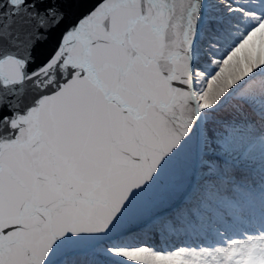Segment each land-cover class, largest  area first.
<instances>
[{
    "label": "water",
    "instance_id": "1",
    "mask_svg": "<svg viewBox=\"0 0 264 264\" xmlns=\"http://www.w3.org/2000/svg\"><path fill=\"white\" fill-rule=\"evenodd\" d=\"M205 0H0V264H63L197 184Z\"/></svg>",
    "mask_w": 264,
    "mask_h": 264
},
{
    "label": "trees",
    "instance_id": "2",
    "mask_svg": "<svg viewBox=\"0 0 264 264\" xmlns=\"http://www.w3.org/2000/svg\"><path fill=\"white\" fill-rule=\"evenodd\" d=\"M231 1L244 7V16L240 19L241 23L246 24L244 19L252 0ZM232 28L241 30L238 23H233ZM241 31V34H233L234 40L226 48L233 47L236 40H242L247 30ZM239 54L242 75L238 86L229 97L201 111L203 159L198 171L199 182L187 203L150 228L104 244L94 253L80 257L82 264L93 260L99 264H134V257L138 253L180 249L196 253L214 247L223 248L231 241L238 242L239 246L231 250L229 263L261 264L256 255V244L248 242V247H244L238 238L227 237L223 240L222 235V229L231 225L237 233L240 232L233 220L241 224L247 221L239 207L241 200L238 197L241 195L235 189H248L249 183L256 179L259 182L254 183L257 189L247 190L242 198L249 200L251 195L260 196V190H264V172L243 169L253 166L258 170L264 166V155L250 152L256 140L264 138V41L257 49L247 47V51L241 50ZM221 57L223 55H219L218 60ZM233 135L242 136L249 142L245 146L235 147ZM252 208L260 214L263 205L253 204ZM252 227L256 228L254 225ZM217 260L220 264L222 258L219 256Z\"/></svg>",
    "mask_w": 264,
    "mask_h": 264
},
{
    "label": "rangeland",
    "instance_id": "3",
    "mask_svg": "<svg viewBox=\"0 0 264 264\" xmlns=\"http://www.w3.org/2000/svg\"><path fill=\"white\" fill-rule=\"evenodd\" d=\"M206 1L208 0H205V3ZM214 1L215 4L213 5L215 6L220 1H224L228 7L234 6L228 0ZM263 2L264 0H252V2H250L248 15L244 19L246 24L241 23V19L238 15L241 13V10H237V14H234L231 18L221 22L220 25H215V27L210 25L206 26V44L204 43V45L207 48V51H209V54L202 60L197 61V63H193L195 66L193 71L194 90L197 92L200 100L202 101L201 111L207 107H213L221 100L229 97L231 92L238 86L240 76L242 75L240 66V51H247V47L255 50L263 44L264 16L262 13L256 11V8ZM213 8L212 12L216 13L217 9ZM232 9L233 8H230L229 11L232 12ZM213 13L210 17L214 15ZM231 23H238V27L241 30H247V33L242 40H236L233 47L226 48L227 45L234 40L233 34H238L239 32L240 34L242 33L241 30L231 28ZM229 29L230 32L228 33L227 30ZM218 54L223 55L220 60H218ZM208 65L212 67L206 68L205 66ZM232 139L235 147L245 146L249 142V140H245V138L239 135H233ZM250 152L264 155L263 137L256 140L255 145ZM249 188L254 189L253 186H250ZM249 203L239 204V207L242 209L247 221L244 224H241L233 220L235 226H237L240 232L237 233L232 225L228 226L226 229H222V235L224 237L223 240H226L227 237L238 238L237 240H241L240 243L244 247H248V242L256 244L257 258L261 261V264H264V212L262 216L251 213V211H249ZM251 225H254L256 229L252 228ZM236 246H239L238 242L231 241L223 248L214 247L213 249L202 250L196 253L185 249L159 253L148 251L142 255L138 253L134 257V264H218L217 259L219 256L222 258L220 264H231L228 262V257L231 250L235 249ZM78 259L81 258L70 260V262L72 264H82L83 262ZM88 264L99 263L93 260V262L90 261Z\"/></svg>",
    "mask_w": 264,
    "mask_h": 264
},
{
    "label": "bare ground",
    "instance_id": "4",
    "mask_svg": "<svg viewBox=\"0 0 264 264\" xmlns=\"http://www.w3.org/2000/svg\"><path fill=\"white\" fill-rule=\"evenodd\" d=\"M215 4L214 0H208L206 1V3L204 4V9H203V17L205 19V25H210L212 27H215V25H220L221 22H224L226 19L231 18L232 16H234L233 12L230 11H226L227 10V4L224 1H220L216 6L213 5ZM215 7V8H213ZM212 8L213 9H217L218 11H226V13L224 15H222V18L220 21L215 22L212 21V18L210 17L212 15ZM237 11V10H236ZM256 11L262 13V15L264 16V2L260 3V6L256 8ZM214 15L213 17L215 19H219V16ZM203 29V28H202ZM200 30V39L198 41L195 42V44L192 46L191 51H190V57H191V61L197 62L199 60H202L203 58V39L205 38V33L206 30ZM205 50V49H204ZM206 55V54H205ZM207 56V55H206ZM194 98L195 101L197 103V107L200 110L202 107V101L199 98V95L197 94V92L194 90ZM250 210V208H249Z\"/></svg>",
    "mask_w": 264,
    "mask_h": 264
}]
</instances>
